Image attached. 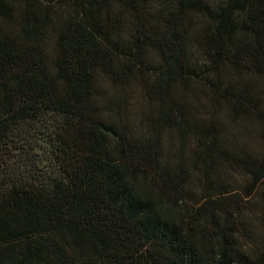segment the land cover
Segmentation results:
<instances>
[{
	"label": "trees",
	"instance_id": "16d2710c",
	"mask_svg": "<svg viewBox=\"0 0 264 264\" xmlns=\"http://www.w3.org/2000/svg\"><path fill=\"white\" fill-rule=\"evenodd\" d=\"M50 1L22 0L23 42L0 37V264H264V248L245 250L234 209L207 194L189 202L182 174L159 159L162 128L189 131L171 87L184 83L185 15L200 2L188 8L177 0L157 31L140 20L146 0H69L79 12L57 34L51 73L40 43L48 22L41 5ZM114 2L138 19L126 52L113 42ZM8 15L0 0V17ZM238 28L253 45L231 52ZM199 45L216 70L229 63L264 77V0H227ZM146 47L161 55L162 67L146 84L156 108L150 136L138 144L106 119L124 95L100 97L96 74L124 90L142 75ZM230 97L232 111L259 120L264 137V111L245 90ZM213 131L203 130L206 144L197 150L205 166L226 153ZM40 158L45 171L37 169ZM244 167L251 195L264 181V155Z\"/></svg>",
	"mask_w": 264,
	"mask_h": 264
},
{
	"label": "rangeland",
	"instance_id": "374dc122",
	"mask_svg": "<svg viewBox=\"0 0 264 264\" xmlns=\"http://www.w3.org/2000/svg\"><path fill=\"white\" fill-rule=\"evenodd\" d=\"M6 1L9 15L8 18L0 17V37L4 35L21 42L23 37L20 32V15L23 11V2ZM187 1L188 8H191L194 0ZM198 1L200 2L198 10L191 8L185 15L188 22L186 27L188 70L184 74V83H175L171 87L174 104L183 106L189 131L179 134L172 126L162 128L158 133L159 159L162 166L168 167L173 174L179 172L182 174L185 185L181 190L186 191L189 202L207 194L221 199L223 203L232 207L245 250L255 252L264 248V181L250 195L251 176L244 166L246 163L254 165L263 158L262 124L254 116L241 112L234 113L230 94L238 96L239 91L245 90L250 95L253 106L257 105L260 112L264 111V77L240 69L236 71L229 63L219 70L211 65L199 41L205 34L212 33L215 19L219 11L226 6L227 0ZM41 6H44L48 13V22L40 43L52 73L58 54L57 34L62 24L77 18L79 10L75 8L74 2L69 0H52ZM177 6V0H146L140 20L145 22L147 28L152 27L159 31L163 20L168 14L176 12ZM110 14L113 22H116L113 42L117 41L126 52V48L132 44L138 19L115 2L111 4ZM232 43L231 52L237 48L251 49L253 37L238 28ZM145 61L142 75L135 76L124 90H120L100 72L96 74L97 93L100 97H111L115 92L117 95H124L121 109L110 110L106 114V119L113 120L126 136L138 144L145 142L150 136L149 116L156 108L154 98L147 95L146 84L153 83L162 67L161 55L152 48H145ZM209 127L214 130L217 149L226 153L213 154L218 159L214 164L205 166L199 159L197 150L200 145L206 144L201 134ZM232 156L241 162L238 163ZM37 166L40 171L47 169V164L42 159ZM222 192H226L225 195L218 196Z\"/></svg>",
	"mask_w": 264,
	"mask_h": 264
}]
</instances>
